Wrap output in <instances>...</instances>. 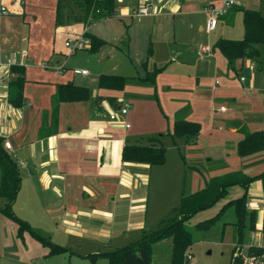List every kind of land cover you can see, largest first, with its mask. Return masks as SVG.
I'll return each mask as SVG.
<instances>
[{
	"label": "crops",
	"instance_id": "1",
	"mask_svg": "<svg viewBox=\"0 0 264 264\" xmlns=\"http://www.w3.org/2000/svg\"><path fill=\"white\" fill-rule=\"evenodd\" d=\"M116 1L115 16L89 27L83 24L56 27L54 7L47 15L48 26L44 28L37 16L38 22L34 24L26 21L27 11H21V7L26 6L23 0H1V6L7 9L12 5L16 11L20 9L19 16H13V20L9 15L0 17V137L4 151L19 171L21 185L14 204L17 215L27 222L17 217L36 234L42 231L61 239V247L67 250H72L74 245L86 246L92 256L134 244L144 234L156 231L168 218L167 214H171L186 190L185 176L190 168L186 163V151L190 152L187 157H199V161L204 157L208 161H227L237 167L240 162L243 167L239 170L222 165V169L209 172L208 180L234 171L251 177L264 172V152L247 158H241L237 152L244 138L242 128L248 132L264 130V55L261 62H255V71L249 69L250 60L237 61L234 71L228 68L224 56L212 50L219 38L232 39L226 36L225 28L236 21L237 5L220 17L216 28L207 33L205 8L220 0ZM236 2L241 6L238 0ZM142 8H147L149 13L136 15ZM13 21L27 23L28 33L15 34L12 30L8 33L6 28ZM171 29L174 42L168 37ZM32 30L37 31L34 37ZM85 31L105 41L100 50L108 47L113 53L121 50V44L127 46L128 51L130 49L137 74L123 77H144L143 63L147 60L149 69L163 68L156 86L129 84L123 90L99 88V77L110 73L102 70L106 66L98 67L102 72H97L100 74L96 76L95 85L79 84L75 74L86 78L89 73L83 75L81 72L85 70H77L74 75L68 73L60 56L66 51L65 40ZM199 32L214 34L208 46L212 54L195 58L199 71L192 76L185 69L194 64L183 59V50L175 44L187 42L193 54L198 50L200 54L202 47L197 49L192 45L199 43ZM165 52L182 60L166 70L158 64ZM13 58L16 59L14 66L23 68L26 78L23 103L17 108L9 102L10 84L18 77L12 66L7 65V60ZM211 77L214 81L208 84ZM243 77L245 82L240 81ZM68 83L89 89L91 99L57 103L59 87ZM158 93L167 100V112L162 109L159 116L149 120L141 117L140 112L129 111L130 105L135 107L137 102L153 99V95L158 99ZM118 102L128 108V114L119 113L118 120L111 121L110 115L116 113ZM186 106L190 107L187 120L199 123L201 131L194 143L188 144L180 138L175 144L169 133L173 132L176 113ZM221 107L225 108L224 112L220 111ZM226 121L229 125L239 121L242 126H230L228 131L217 126ZM156 137L161 138L166 148L164 164L151 166L123 159L127 144H148L150 138ZM5 141L12 144L11 151L5 148ZM198 144L199 153L196 151ZM252 169L259 173H252ZM205 185L198 184L193 174L190 193ZM248 189L255 192L250 198L247 194V207L258 215L256 231L252 234L256 233L260 243L256 245L250 240L246 245L247 253L252 246L264 248V205L261 206L264 187L256 180ZM230 201L216 207L215 214L200 212L197 223L214 217L213 214L216 216ZM31 219L43 221L44 226H31L28 223ZM44 220L52 221V225L48 227ZM133 238L138 240L130 243ZM248 264L253 263L249 261Z\"/></svg>",
	"mask_w": 264,
	"mask_h": 264
},
{
	"label": "trees",
	"instance_id": "2",
	"mask_svg": "<svg viewBox=\"0 0 264 264\" xmlns=\"http://www.w3.org/2000/svg\"><path fill=\"white\" fill-rule=\"evenodd\" d=\"M1 7V0H0ZM117 9L116 0H57L55 8L56 27L68 26L71 24H83L89 27L103 19L115 16ZM238 10L243 13V37L241 39L219 38L212 45L213 51H218L228 62V68L236 71L235 65L239 60H250L261 62L264 55V15L253 9L244 7ZM233 24V22H231ZM92 46L90 52H98L105 44V41L95 35L85 32ZM151 53V49L149 54ZM150 57V56H149ZM149 61L143 63L145 69L144 77H123L117 75H101L98 86L102 89L123 90L129 84H143L156 86L157 76L163 68L153 67L149 69ZM18 77L10 84L9 102L14 107H20L23 103V90L26 82L24 69L12 66ZM92 97V92L72 83L59 87L56 94V102L62 101H84ZM190 107L186 106L176 113L173 132L169 135L176 144V139L184 138L186 143H194L201 131V125L197 122L187 120ZM244 138L237 147L238 155L241 158L251 157L264 152V130L248 132L241 129ZM3 139L0 137V196L7 199L5 208H0L1 213L14 220L20 225V230H28L37 236L45 245L50 248L51 254H60L68 251L66 248L51 243L48 239L36 234L29 225L18 218L12 211L13 204L19 192L21 179L14 160L2 147ZM123 159L129 162L146 163L151 166L162 165L166 160V148L161 138H150L148 144H127L123 150ZM260 180L264 187V172L257 176H248L242 171L229 172L216 176L206 182L204 188L197 192L190 193L183 190L180 202L172 209V217L161 222L160 229L146 233L134 244L116 249L111 252L102 253L98 256L89 255L92 259L103 256L109 260V264H151L153 245L161 240L171 238L173 250L171 264H188L190 249L194 244L192 233L187 229L189 223L197 214L215 206L228 193V189L235 185H240L245 189V194L226 204L220 212L207 220L195 225L201 232H209L218 222L221 215L229 207H233L237 215V222L233 223L235 234L238 237L237 246L233 250L231 264H253L264 263V248L252 246L249 248L247 256L241 251L243 244V231L246 223L252 232L256 231L257 213L247 207V190L251 183ZM264 238V219L262 227Z\"/></svg>",
	"mask_w": 264,
	"mask_h": 264
},
{
	"label": "rangeland",
	"instance_id": "3",
	"mask_svg": "<svg viewBox=\"0 0 264 264\" xmlns=\"http://www.w3.org/2000/svg\"><path fill=\"white\" fill-rule=\"evenodd\" d=\"M10 1V0H9ZM240 5L247 9L258 10L264 15V0H238ZM26 5L25 7H21V11H27L26 21L30 24H34L38 22L35 18L38 17L40 19L39 23H42V27L48 26L47 15L51 13V10L56 8L57 0H23ZM238 5L235 8H241ZM18 8H20L18 6ZM16 9V8H15ZM13 9V5L9 7L8 15L11 16L10 19L13 20V16H19V10L16 11ZM233 9V8H232ZM231 10V9H230ZM237 19L236 21L229 26H226V33L229 38L232 39H240L243 35V21L242 20V11H236ZM42 18L44 21H42ZM2 19V18H1ZM127 24H130L127 23ZM27 25V26H26ZM225 25V24H224ZM223 26L220 25L219 29H222ZM8 33H11V30L18 34L20 32L25 31L28 33L29 28L28 24H24L22 21L15 22L6 28ZM37 31L32 30V36L36 35ZM176 35V33H175ZM213 33L208 35L206 32H199V43H193L192 45L199 49L200 47H208L212 43ZM170 41L174 42V30L171 29L168 35ZM126 38V35H125ZM176 47L183 50V59L187 60L190 67L186 68L185 71L187 74H191L195 76L196 72L199 71V66H195L197 57L198 59L202 58L204 55L199 54L200 50L197 51L196 54H193L192 50L188 46L187 42L178 41ZM121 50H114L111 53V48H103L99 52H90L89 50H79L75 54L69 53L67 50L64 55L60 56V60L65 64L67 68V72L74 75L76 71L85 70L89 73V76L86 78H82L80 75L75 74L78 77L79 84H96V79L100 73L98 71V67H105L106 69H102L104 71L110 72L107 73L109 75H119V76H133L137 74L136 68L133 66V54L128 51L127 46L121 44ZM173 59V60H172ZM152 60V59H151ZM180 57H177L175 54H170V52H165L163 55V59L158 62L161 66H165L166 70L175 63L180 62ZM156 61V60H155ZM152 60V62H155ZM108 68V69H107ZM165 70V71H166ZM208 84L214 81V78L208 80ZM93 85V86H94ZM191 93V92H190ZM158 99H156L153 95V99L144 100L142 102H137L135 107L129 106V111L133 112V114H137L140 112L141 117L153 120L155 116H159L163 111H168L169 106L166 98L163 94H157ZM141 100V99H140ZM140 103V104H139ZM160 103V104H159ZM123 108L122 103H117L115 112H119ZM145 114V115H144ZM223 126L225 131L229 130L230 125L229 121L218 124L217 126ZM216 132V129L214 130ZM225 133V132H224ZM197 146V153H199V144ZM210 146V145H207ZM206 147V146H205ZM207 151L210 149L206 148ZM189 155L190 152L186 151L185 155ZM186 155V163L187 166L190 167L186 172V182L185 189L190 192V180L192 175H196L197 183L201 182L205 185V180L209 178V172H214L219 169H222V165H228L229 168H240L242 170L243 167L240 165V162L237 166L229 165L226 161H217L212 160L208 161L206 158H202L199 161L198 159H192L190 156ZM257 166V165H256ZM254 167V166H253ZM256 169H252L251 172L256 174L259 173L255 171ZM205 187V186H204ZM203 187V188H204ZM198 187L195 189L197 190ZM253 189V187H252ZM245 192V189L240 185H235L229 188L227 195L220 200L215 206L206 210L207 213L215 214L216 207H222L226 201H230L235 196L242 195ZM255 193V192H253ZM251 189H248V196L251 197ZM240 195V196H241ZM6 199L0 196V208H5ZM167 205V204H166ZM222 205V206H221ZM262 203V207H263ZM16 204L13 205L12 211L18 217L17 211L15 209ZM165 206V204H164ZM261 207V208H262ZM218 209V208H217ZM205 212V211H204ZM169 213V212H168ZM213 214V216H215ZM169 215V216H168ZM202 215H204L202 213ZM168 218L172 217V214H167ZM23 219L22 217H20ZM258 218V215H257ZM166 219V220H167ZM24 220V219H23ZM237 215L233 207H229L224 211L218 220L217 224L209 231V232H201L198 231L195 227L196 223L199 221V214H197L189 223H187V229L192 233L194 244L190 249L191 259L188 261V264H231V259L233 255V250L235 245L239 242L238 237L235 234V227L233 223L237 222ZM259 220V219H258ZM26 221V220H24ZM48 223V227L52 225V221L44 220ZM27 222V221H26ZM30 222V223H29ZM256 220V226H257ZM31 226H42L43 221L37 219H31L28 221ZM45 223V224H46ZM149 225V224H148ZM44 226V225H43ZM150 227V226H149ZM152 228V227H151ZM161 226L159 225L158 229ZM34 230V229H33ZM154 230V229H152ZM35 231V230H34ZM36 232V231H35ZM40 232V233H39ZM37 234L40 236L47 238L51 242L56 245H60L61 239L56 237H52L51 235H47L46 233L39 231ZM255 232V231H254ZM243 245H242V254L244 256L247 255L246 245L250 243V240L258 245L260 242L256 240V233L252 234V231L249 228V224L246 223L244 231H243ZM141 238V237H139ZM138 240L137 238L131 239L130 243ZM262 243V242H261ZM104 250V249H101ZM173 250V241L171 238H167L161 241L156 242L152 248V263L151 264H171ZM90 251H87V247L76 246L74 245L72 250H68L66 252L60 254H51L50 248L45 245L37 236L33 235L28 230H20V225L14 220L5 217L0 212V264H109V260L103 256H100L96 259H92L88 257ZM102 253H106L105 251H101ZM248 264V263H247ZM264 264V263H260Z\"/></svg>",
	"mask_w": 264,
	"mask_h": 264
},
{
	"label": "built area",
	"instance_id": "4",
	"mask_svg": "<svg viewBox=\"0 0 264 264\" xmlns=\"http://www.w3.org/2000/svg\"><path fill=\"white\" fill-rule=\"evenodd\" d=\"M237 5L236 0H220V2L218 4H212L210 6H208L207 8H205V14L207 15V23H206V31L207 33L212 32L218 22H219V18L226 15L228 13V11L230 9H232L233 7H235ZM148 9L147 8H142L140 9L136 15H147ZM8 16V10L6 7L1 6L0 7V17H5ZM86 32V31H85ZM83 32L82 34L75 36V37H68L65 42H64V46L66 48V50L71 53V54H75L76 52H78L79 50H89L92 46V42L91 40L86 37L84 35ZM201 54L202 55H211L212 54V50L210 47H202L201 48ZM16 64V59L13 58L12 60L9 59L7 60V65L8 66H13ZM249 69L251 71H255L256 70V63L255 62H250L249 64ZM83 75L87 74L86 71H82L81 72ZM241 82H245L246 79L243 77L240 79ZM216 84H219V81L216 82ZM222 112L225 111L224 107H221ZM119 113L120 115H127L128 114V108H122L118 113H112L110 115V120L111 121H117L119 118ZM127 127H129V125H127ZM4 146L7 150H12V144L9 141H5ZM191 256H188V260L190 261Z\"/></svg>",
	"mask_w": 264,
	"mask_h": 264
},
{
	"label": "water",
	"instance_id": "5",
	"mask_svg": "<svg viewBox=\"0 0 264 264\" xmlns=\"http://www.w3.org/2000/svg\"><path fill=\"white\" fill-rule=\"evenodd\" d=\"M230 126L235 127V128H240L242 126V123L239 121H233V122H230Z\"/></svg>",
	"mask_w": 264,
	"mask_h": 264
}]
</instances>
